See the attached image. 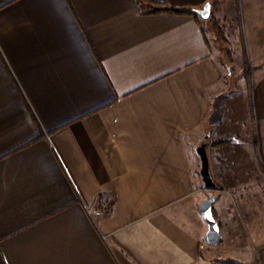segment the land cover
Returning a JSON list of instances; mask_svg holds the SVG:
<instances>
[{
	"label": "crops",
	"instance_id": "0c3cea01",
	"mask_svg": "<svg viewBox=\"0 0 264 264\" xmlns=\"http://www.w3.org/2000/svg\"><path fill=\"white\" fill-rule=\"evenodd\" d=\"M143 6L0 0V264H261L264 235L225 197L222 240L205 241L198 147L206 135L221 192L241 187L243 160L264 172V0H236L231 58L199 11Z\"/></svg>",
	"mask_w": 264,
	"mask_h": 264
},
{
	"label": "rangeland",
	"instance_id": "374dc122",
	"mask_svg": "<svg viewBox=\"0 0 264 264\" xmlns=\"http://www.w3.org/2000/svg\"><path fill=\"white\" fill-rule=\"evenodd\" d=\"M235 7L236 0H215L211 6L212 13H210V16L213 14L214 18L216 17L215 19L219 22V26L222 27L225 32V36L228 39L227 43L224 42L222 37L218 35L217 31L213 28V25L210 22L204 21V24L208 28V32L212 37V41L214 40L216 42V44H213L216 52L218 53L220 51L223 55L230 58L234 56L236 45L231 43L232 34H237V40H239L242 36L241 20L239 14L236 13ZM199 17L202 20L205 19L201 14H199ZM241 49L242 48H240L239 51H241ZM231 125L234 126L235 124L231 123ZM250 151V146H243L241 153L244 155V159L246 156L250 155ZM241 163L243 176L241 178L237 177V179L241 181V187H238L236 190L235 188H232V191L226 190L227 192H221L217 188H212V190L206 191V185L204 183L205 199L211 195H215L216 197H225L226 208L236 210L241 214L243 220L247 222L243 224L244 232L252 229L254 230L253 233L258 232V235H264V172L261 170L262 166L260 165L258 166L259 170H257L254 158L252 160H243ZM217 179L218 178H216V180ZM251 217L253 220L252 222H254L256 220L255 217H257L259 221L258 224H249ZM257 259L260 263H264V251L259 253ZM222 262L223 261L219 259L216 264H221Z\"/></svg>",
	"mask_w": 264,
	"mask_h": 264
},
{
	"label": "water",
	"instance_id": "95a60500",
	"mask_svg": "<svg viewBox=\"0 0 264 264\" xmlns=\"http://www.w3.org/2000/svg\"><path fill=\"white\" fill-rule=\"evenodd\" d=\"M198 11L205 19H208L211 13L210 2H208L204 6L203 9H199ZM198 152L201 157V162H202L201 173H202L205 185L207 187L214 188L216 186V183L211 174L210 160H209V156L207 153L206 143H202L198 147ZM215 200H216V196L211 195L210 197L204 199L203 202L200 204V211L203 214L209 226L208 232L206 233V236H205V241L212 245H217L222 240V232L220 229V225L217 219L215 218L214 212H213V205L215 203Z\"/></svg>",
	"mask_w": 264,
	"mask_h": 264
},
{
	"label": "trees",
	"instance_id": "16d2710c",
	"mask_svg": "<svg viewBox=\"0 0 264 264\" xmlns=\"http://www.w3.org/2000/svg\"><path fill=\"white\" fill-rule=\"evenodd\" d=\"M214 2H215V0L210 1L211 6ZM153 5H154V2H152L151 0H145V6H143V11L145 13H157V12H161V11H168V12H173V13L191 14V15H194L196 17L198 15L197 9H191V10H179V9H173V8L163 9V8H154ZM211 13H212V9H211ZM215 18H214V15L211 14V16L208 19L202 20L199 18L200 19L199 21L201 24L204 23V21L210 22L213 25V28L217 31L218 35L221 36L222 39L224 40V42L227 43L228 39L225 36V32L223 31L222 27L219 26L220 24ZM204 143H206V138L204 140ZM214 216L217 219V216L215 215V213H214Z\"/></svg>",
	"mask_w": 264,
	"mask_h": 264
},
{
	"label": "built area",
	"instance_id": "2783aa9c",
	"mask_svg": "<svg viewBox=\"0 0 264 264\" xmlns=\"http://www.w3.org/2000/svg\"><path fill=\"white\" fill-rule=\"evenodd\" d=\"M110 207V199L100 196L96 203L87 208L88 214L92 217L103 215ZM264 264V263H261Z\"/></svg>",
	"mask_w": 264,
	"mask_h": 264
}]
</instances>
